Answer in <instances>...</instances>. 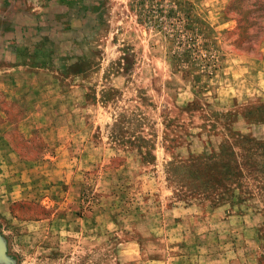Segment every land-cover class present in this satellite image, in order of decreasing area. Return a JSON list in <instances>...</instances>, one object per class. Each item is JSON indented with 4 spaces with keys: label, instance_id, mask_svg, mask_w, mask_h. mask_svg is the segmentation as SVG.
I'll return each mask as SVG.
<instances>
[{
    "label": "rangeland",
    "instance_id": "rangeland-1",
    "mask_svg": "<svg viewBox=\"0 0 264 264\" xmlns=\"http://www.w3.org/2000/svg\"><path fill=\"white\" fill-rule=\"evenodd\" d=\"M134 5L0 0V264H264V0Z\"/></svg>",
    "mask_w": 264,
    "mask_h": 264
},
{
    "label": "trees",
    "instance_id": "trees-1",
    "mask_svg": "<svg viewBox=\"0 0 264 264\" xmlns=\"http://www.w3.org/2000/svg\"><path fill=\"white\" fill-rule=\"evenodd\" d=\"M132 1L135 2L134 7H137L136 3L140 6L141 4L145 5L146 2V0ZM171 2L173 3V1H168L167 6L162 4V7L165 9L159 7L156 9L148 8L145 10L137 8L134 16L138 24L144 25L147 28H153L167 39L168 45L170 46V52L168 55L170 64L186 76L189 74L190 67H193L192 59H194V57H192V50L194 48L190 51V46H186L185 44L190 39L189 35L193 32L192 25L195 22L192 20V14L187 8L183 6L172 7ZM241 139L240 142L243 144L252 143V145L255 146L258 143L252 139ZM226 192L230 199H232V189L227 188Z\"/></svg>",
    "mask_w": 264,
    "mask_h": 264
}]
</instances>
